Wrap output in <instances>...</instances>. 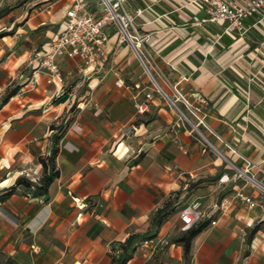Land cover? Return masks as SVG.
I'll return each instance as SVG.
<instances>
[{
    "label": "crops",
    "instance_id": "1",
    "mask_svg": "<svg viewBox=\"0 0 264 264\" xmlns=\"http://www.w3.org/2000/svg\"><path fill=\"white\" fill-rule=\"evenodd\" d=\"M141 1L144 6L130 0L129 6L144 10L138 24L150 36L154 62L203 109L221 153L264 187V21L248 19L245 35L233 37L220 24L197 27L193 18L205 9L192 0ZM87 2L99 9L98 1ZM71 3L0 1V191L20 178L36 186L53 167L58 172L46 197L34 186H19L0 204V251L16 264H114L137 237L129 264H147L145 249L164 252L158 264H264V191L221 183L232 177L230 167L220 159L206 164L208 150L159 96L148 114L138 115L136 107L152 89L113 29L103 69L85 76L75 62L59 59L65 84H48L47 72L37 67L24 71L31 54L42 56L61 32ZM75 81L85 102L73 110L67 86ZM205 169L218 180L190 192ZM228 188L234 192L225 194ZM242 192L256 208L237 196ZM195 201L208 214L205 221L217 224L197 236L186 255L175 242L185 234L181 212ZM168 206L171 214L154 226Z\"/></svg>",
    "mask_w": 264,
    "mask_h": 264
},
{
    "label": "built area",
    "instance_id": "2",
    "mask_svg": "<svg viewBox=\"0 0 264 264\" xmlns=\"http://www.w3.org/2000/svg\"><path fill=\"white\" fill-rule=\"evenodd\" d=\"M71 1L72 3L65 14L63 29L48 44L46 52L42 56L38 55L34 61V63H38V70L43 69L47 72L48 84L66 83L58 62L59 59L66 58L75 62L84 71V75L103 69L108 62L107 46L111 41L110 30L113 29L118 36L117 45L119 47L128 45L140 61L144 73L150 79L149 87H156L155 91L182 116L186 114L182 111L181 106H185L199 120V124L197 126L193 124V126L194 129L195 126L197 127V131L202 136L199 127L205 126L206 123L205 119L199 115L201 108L195 106L196 103L192 102V98L187 97L179 83H170L148 51L150 36L144 33L143 28L138 24V19L142 17L144 10L139 9L135 13L132 12L129 0H98L99 9L96 11L91 10L87 0ZM191 4L205 9L207 13L204 19L197 16L193 18L197 27L203 28L208 24H220L224 26L225 34L233 37L245 35V23L248 19L264 21V0H192ZM38 70L33 74L32 88L37 86ZM157 77L171 88L174 93L172 96L161 86ZM117 86L124 88L125 84L123 81H118ZM134 89H142V86L135 85ZM194 99L197 100L195 97ZM153 100L152 92L146 94L144 101L136 107L138 115L147 114ZM198 102L202 103L200 99ZM177 103L180 104V108L177 107ZM209 131L211 130L209 129ZM245 173L250 174V171L245 170ZM250 179L252 183L264 189L253 176ZM231 180L237 182V176L232 179L229 176H223L220 182L227 184ZM239 196L250 209L256 208L257 204L252 198L244 193H240ZM40 203H45V200L41 199ZM206 219H208V214L203 211L202 205L198 201L188 205L181 212L184 232L196 227ZM211 224L215 226L217 222L212 221ZM32 250L34 253L41 252V248L36 245H32Z\"/></svg>",
    "mask_w": 264,
    "mask_h": 264
},
{
    "label": "rangeland",
    "instance_id": "3",
    "mask_svg": "<svg viewBox=\"0 0 264 264\" xmlns=\"http://www.w3.org/2000/svg\"><path fill=\"white\" fill-rule=\"evenodd\" d=\"M39 1L40 0H24V4H26V3H28V2H32L33 4H35V3H39ZM67 1L68 0H60V4L61 5H65L66 3H67ZM95 1H98V0H95ZM133 4H135V5H142V6H144V3L141 1V0H130ZM163 1H169L170 3H176V2H174V0H163ZM176 1H178V2H181V0H176ZM188 3H189V1L188 0H186ZM184 5H186V3H184ZM25 9V8H24ZM191 14H193L192 12H191ZM198 14V16L200 17V19H203V18H205L206 16H207V13H206V11L205 10H202L201 12H199V13H197ZM27 32V35H30V34H32V33H34L32 30H26ZM199 31V30H198ZM199 32H201V31H199ZM202 33V32H201ZM12 34H14V33H12V32H10V33H8V34H6V36L7 35H12ZM24 35H26V34H24ZM4 41H6V40H4ZM39 55V51H37V52H34V53H32L31 54V61H30V63L27 65V68H25V70L24 71H26V69L27 70H30V69H33V68H35V67H37L38 68V63H34V61H35V59H36V57ZM144 71V70H143ZM79 79V78H78ZM143 79H146L147 80V82L149 83V81H150V79H149V77H148V75L147 74H145L144 73V77H143ZM157 79L159 80V82H160V84H161V86L165 89V91L169 94V95H173L174 93H173V91L171 90V88L169 87V86H167L166 84H164L163 83V80H161V78H158L157 77ZM87 83H88V80L87 81H85V84H84V86L83 87H86V85H87ZM174 84V83H173ZM77 85V82L75 81L73 84H71V85H68L67 87H68V91L70 92V93H72L73 94V96H72V101H74V105L72 106V108L71 109H80V104H82V103H84L85 101H82V98L85 96V94L84 93H78V92H75L74 91V89L77 87L76 86ZM73 86V87H72ZM181 88H182V86H181ZM151 89H152V93H153V95H157V96H159L160 98H161V100L163 101V103L166 105V107H167V109H168V111L169 112H171L175 117H176V119L177 120H179L180 121V123L182 124H184L185 125V127L187 128V129H189L190 131H193V135H194V137H196L199 141H201V143L204 145L203 147L204 148H206L207 150H208V153L206 154V156H205V163L206 164H210L212 161H213V159H220V162L221 163H223L225 166L227 165V166H229L230 167V173H232L233 175H232V177H231V179L234 177V176H237V183L238 184H250L251 186H254L255 184L254 183H252V181H251V179L250 178H252V175L251 174H247V173H245V170H243V169H241V168H239L236 164H234L232 161H230L229 159H228V157L227 156H225L223 153H221V151L216 147V145L213 143V141H212V139H211V137L208 135L209 133H210V131H209V129H210V127L207 125V123H206V125L204 126V125H201L200 127H199V130L201 131V133H202V135H204V137L203 136H201V134L197 131V130H195L194 129V126H193V124L194 125H198L199 124V120L192 114V113H190L186 108H185V106H181V109H182V111L187 115V117H189V119L190 120H193V124H191V123H189L183 116H182V114L180 113V112H178L175 108L174 109H172V106L169 104V102L166 100V99H164L160 94H158L155 90H156V87H154V86H151ZM66 91V90H65ZM189 98V97H188ZM193 102V101H192ZM195 106H197V105H195ZM202 111H203V109H201V112L199 113V115L201 116L202 114ZM148 114V113H147ZM178 121V122H179ZM211 130V129H210ZM207 139V140H206ZM213 147H212V146ZM215 148V149H214ZM220 153L221 154H223V156H221L220 155ZM241 172H244L245 174H242ZM201 173H203V175L200 177L201 178V180L198 182V184H193L192 186H190V192H192L193 191V189L194 188H196V186H198V185H200V184H203L206 188L210 185L209 183H212V182H216L217 180H218V178L217 179H215L214 180V176H211L210 174H209V171H207V169H205V170H203ZM26 177L28 176V174H26L25 175ZM189 178L191 177L190 175L188 176ZM230 177V176H229ZM250 177V178H249ZM220 180V179H219ZM255 187L256 188H259L260 190H262V191H264V189L262 188V187H260V186H258V185H255ZM195 190V189H194ZM231 191V192H230ZM232 192H234V189H232V188H228L224 193L225 194H230V193H232ZM243 193V192H242ZM239 194L240 193H238L237 194V196H239ZM192 198V194H190L189 196H188V199L187 200H190ZM147 252H141V255L144 257V255H146V258H144V259H146V260H148V263L147 264H158L161 260H163L164 259V255H163V253L164 252H161V253H154V254H151V251H150V249H145ZM150 254H151V256H150ZM0 264H16L15 262H12V260H11V258L10 257H8L4 252H2V251H0Z\"/></svg>",
    "mask_w": 264,
    "mask_h": 264
},
{
    "label": "trees",
    "instance_id": "4",
    "mask_svg": "<svg viewBox=\"0 0 264 264\" xmlns=\"http://www.w3.org/2000/svg\"><path fill=\"white\" fill-rule=\"evenodd\" d=\"M15 94H16V92L13 91L8 95V97L14 96ZM55 141L57 143L58 137L55 138ZM57 153H58V148L56 146L53 150V154L51 157L52 161L55 160ZM57 178H58V172H56L55 167H53L49 173H46V175L41 179L40 183L37 184L36 186L33 185L31 182L27 181L26 179L20 178L16 182L15 186H13L12 188L0 191V204L7 198V196L11 195L12 192H14V190L19 186H26L29 188H32L34 186L35 191L39 196L46 197L49 194V191H50L52 184L55 182V180ZM3 193H5V194L3 195ZM171 211L172 210L170 209L169 206L160 210L153 219V225L154 226H162L164 221L166 220V218L171 214ZM211 223H212L211 220H207L205 222L200 223L196 227L191 228L190 230L185 232V234L181 238L177 239L175 244L183 245L185 252H186V255H188L194 239L197 236H199ZM135 238H137V237H134V238L131 237L126 242V245L123 246V248H122V250H123L122 255L119 257L118 260H115L114 264H129V262L132 258V255L129 253V247L131 246L132 241ZM12 262H15V261L12 260Z\"/></svg>",
    "mask_w": 264,
    "mask_h": 264
},
{
    "label": "bare ground",
    "instance_id": "5",
    "mask_svg": "<svg viewBox=\"0 0 264 264\" xmlns=\"http://www.w3.org/2000/svg\"><path fill=\"white\" fill-rule=\"evenodd\" d=\"M177 107H179V108H180V104H178V103H177ZM183 117H184V118H185V119H186V120H187L189 123H191V124H193V123H194V122H193V120H190V119H189V117H190V116H189V117H187V115H184V114H183ZM202 136L204 137V135H202ZM204 138H205V137H204ZM206 140H207V139H206Z\"/></svg>",
    "mask_w": 264,
    "mask_h": 264
},
{
    "label": "water",
    "instance_id": "6",
    "mask_svg": "<svg viewBox=\"0 0 264 264\" xmlns=\"http://www.w3.org/2000/svg\"><path fill=\"white\" fill-rule=\"evenodd\" d=\"M195 130H197V127L195 126Z\"/></svg>",
    "mask_w": 264,
    "mask_h": 264
}]
</instances>
